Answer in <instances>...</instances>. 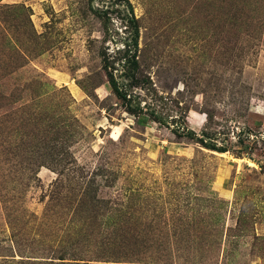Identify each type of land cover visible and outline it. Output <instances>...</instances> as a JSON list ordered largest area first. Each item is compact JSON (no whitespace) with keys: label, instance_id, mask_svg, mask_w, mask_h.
<instances>
[{"label":"rangeland","instance_id":"374dc122","mask_svg":"<svg viewBox=\"0 0 264 264\" xmlns=\"http://www.w3.org/2000/svg\"><path fill=\"white\" fill-rule=\"evenodd\" d=\"M0 264H264V0H0Z\"/></svg>","mask_w":264,"mask_h":264},{"label":"trees","instance_id":"16d2710c","mask_svg":"<svg viewBox=\"0 0 264 264\" xmlns=\"http://www.w3.org/2000/svg\"><path fill=\"white\" fill-rule=\"evenodd\" d=\"M126 42L123 44L124 47L122 50L117 49L113 56L105 54L102 57V69L106 74L108 84L115 95V97L120 100L124 108L127 110L128 113H134V107L131 105L130 98L128 99V90L135 87L136 78L135 73L139 69L138 64V31L135 30L129 37H127ZM114 60H118L122 62V70L120 72V76L123 78L128 79L126 83H119L117 77L114 75L115 69L113 68L112 63ZM119 77V78H121ZM51 128L48 129V132ZM187 133H191V131L186 130ZM48 135L46 132H44ZM193 134V133H192ZM194 135V134H193ZM206 136L207 134H203ZM204 136L199 138V144H201L205 149L210 151H216L219 153L226 152L225 148L219 147L216 143L213 142L211 139H204ZM45 140V139H44ZM43 140V141H44Z\"/></svg>","mask_w":264,"mask_h":264}]
</instances>
